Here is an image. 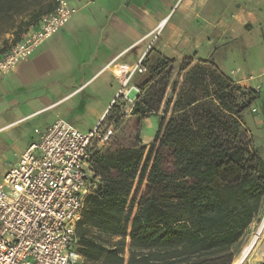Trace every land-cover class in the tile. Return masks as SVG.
Here are the masks:
<instances>
[{
  "label": "trees",
  "instance_id": "obj_1",
  "mask_svg": "<svg viewBox=\"0 0 264 264\" xmlns=\"http://www.w3.org/2000/svg\"><path fill=\"white\" fill-rule=\"evenodd\" d=\"M56 2L0 0V23L29 11L35 18L45 8L51 13ZM185 59L178 97L166 102L173 114L161 118L152 143L139 145L137 133L136 143L92 151L100 181L78 224L86 264H232L233 245L262 205L264 158L242 117L259 92L239 85L214 61ZM143 63V93L131 110L138 128L159 111L175 60L154 51ZM241 93L250 98L243 105ZM124 115L115 101L103 123L119 126ZM94 232L119 239L107 247Z\"/></svg>",
  "mask_w": 264,
  "mask_h": 264
},
{
  "label": "crops",
  "instance_id": "obj_2",
  "mask_svg": "<svg viewBox=\"0 0 264 264\" xmlns=\"http://www.w3.org/2000/svg\"><path fill=\"white\" fill-rule=\"evenodd\" d=\"M69 2L78 10L66 25L0 77V133L30 124L44 128L58 117L76 126L85 114L100 122L127 84L137 88L128 93L132 99L143 93L137 82L145 71L122 81L154 51L176 63L189 56L214 61L242 85L253 78V54L264 53V0ZM15 79L18 88L3 87ZM34 139L32 131L15 159Z\"/></svg>",
  "mask_w": 264,
  "mask_h": 264
},
{
  "label": "built area",
  "instance_id": "obj_3",
  "mask_svg": "<svg viewBox=\"0 0 264 264\" xmlns=\"http://www.w3.org/2000/svg\"><path fill=\"white\" fill-rule=\"evenodd\" d=\"M77 10L69 0H57L53 12L44 15L36 27H29L21 40L0 55V77L64 27ZM135 71H146L142 60L126 72L124 85ZM112 134L113 126L104 124L103 119L88 132L61 117L36 129L35 139L0 181V264L85 261L78 250V224L87 197L100 181L92 151L105 146Z\"/></svg>",
  "mask_w": 264,
  "mask_h": 264
},
{
  "label": "rangeland",
  "instance_id": "obj_4",
  "mask_svg": "<svg viewBox=\"0 0 264 264\" xmlns=\"http://www.w3.org/2000/svg\"><path fill=\"white\" fill-rule=\"evenodd\" d=\"M46 9H44V13L40 17H32L34 11H29L23 13L21 15L15 16L12 19L5 20L0 23V55L8 51L11 45L14 43L13 39L17 35H24L28 30V27H36L39 22L42 20V17L46 15ZM175 17L172 18L170 24L173 23ZM33 24L29 26L30 24ZM153 53H150L149 58L152 57ZM147 56V57H148ZM190 57V56H189ZM27 59V58H26ZM190 59V58H189ZM20 60L18 65L24 61ZM188 59H182L181 61L173 64L170 70V81L166 86V89L163 92V102L161 107L157 113H152L149 117L145 118L141 121V124L138 128L139 122L136 117L131 115L132 106L135 103V99H132L133 95H129V91H131L129 84L126 85V88L121 89V93L118 94V98L115 100L116 104L120 106L122 111L129 110V114H125L122 117L121 123L117 126L115 123L113 125V134L111 136L110 141L102 148L104 151L110 149L111 147H116L122 143H136V134L139 133V145H148L154 141L156 133L159 128V123L162 117L172 115V103L169 107H166L167 101H175L180 92L181 86L183 85V74L184 72L180 71L181 65H186ZM194 60V59H193ZM144 62V60H143ZM145 65V64H144ZM232 66L231 63L227 65V67ZM145 75L147 73V66ZM249 67H252V80L249 84H239L242 87L253 88L259 92V99L253 102L243 113V125L248 130L252 137L254 147L261 152L262 157L264 158V53H254L251 61L249 62ZM144 76L141 77L143 79ZM141 79L139 80L140 83ZM18 82L21 84L20 80L15 79L14 83H7L3 85L5 89L10 88H18ZM173 84L175 85V90L172 88ZM127 91V94L125 95ZM134 93V92H132ZM240 95V94H239ZM241 96L242 93H241ZM250 98L243 96L240 100V104H246ZM113 101L111 105L115 102ZM103 103V102H102ZM105 104V103H104ZM110 105V106H111ZM210 107V106H209ZM208 107V108H209ZM131 109V110H130ZM256 109V110H254ZM189 114H193L194 111L192 109H187ZM66 120H72L69 117L65 118ZM77 128L82 132H88L90 129H94L98 123L99 118L93 116H86L77 119ZM4 122V121H3ZM2 123L0 118V124ZM35 125L30 124L29 126H22L18 128L11 129L6 132L0 133V175L4 171L5 168L9 166L10 163L15 161V154L18 153L21 149V145L26 141V138L31 134L32 131L36 129H41V127H36ZM138 140V141H139ZM94 151V150H93ZM11 165V164H10ZM1 179V177H0ZM264 225V198L262 201V205L256 214L253 222L250 226L245 230L241 238L233 245V251L236 253V256L240 254L249 244L250 236L253 232H256L258 228ZM105 246L112 247L119 239L118 236H109L103 235L98 232L93 233ZM128 242V239H127ZM125 254L128 255V249L126 248ZM264 261V257L262 258L260 264ZM82 264H86L85 261ZM249 264V263H244Z\"/></svg>",
  "mask_w": 264,
  "mask_h": 264
},
{
  "label": "bare ground",
  "instance_id": "obj_5",
  "mask_svg": "<svg viewBox=\"0 0 264 264\" xmlns=\"http://www.w3.org/2000/svg\"><path fill=\"white\" fill-rule=\"evenodd\" d=\"M124 69L126 70V67ZM115 71L121 72L120 69H116ZM126 71L129 72V68ZM126 78L123 79V84L127 81ZM249 241V244L246 245L247 247L236 256L232 264H244L246 262L249 264H260L264 257V225L251 234Z\"/></svg>",
  "mask_w": 264,
  "mask_h": 264
}]
</instances>
